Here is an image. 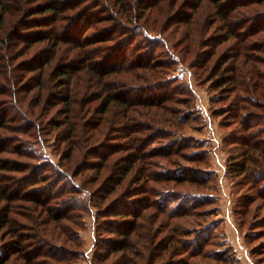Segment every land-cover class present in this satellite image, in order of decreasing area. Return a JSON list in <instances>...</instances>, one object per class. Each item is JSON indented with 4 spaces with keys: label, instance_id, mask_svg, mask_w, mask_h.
Here are the masks:
<instances>
[{
    "label": "trees",
    "instance_id": "obj_1",
    "mask_svg": "<svg viewBox=\"0 0 264 264\" xmlns=\"http://www.w3.org/2000/svg\"><path fill=\"white\" fill-rule=\"evenodd\" d=\"M157 48L165 58L155 56ZM179 62L217 91L213 100L222 104L214 114L232 128L225 144L236 145L229 170L264 198V0H0V95L14 98L32 133L52 123L67 147L60 161L44 160L56 178L33 195L29 184L12 186L53 174L29 178L23 158L34 150L0 141V264H72L80 242L67 221L91 208L95 264H196L190 259L210 243L209 228L172 219L201 212L209 200L173 206L180 196L158 184L205 175L185 165L156 169L163 153L192 146L183 129L193 94L172 74ZM55 108L59 120H51ZM1 113L0 140H11L10 117ZM159 140L163 146H152ZM196 153L184 157L203 170L206 152ZM19 205L27 223L15 215Z\"/></svg>",
    "mask_w": 264,
    "mask_h": 264
},
{
    "label": "rangeland",
    "instance_id": "obj_2",
    "mask_svg": "<svg viewBox=\"0 0 264 264\" xmlns=\"http://www.w3.org/2000/svg\"><path fill=\"white\" fill-rule=\"evenodd\" d=\"M101 24L108 25L109 23ZM171 29H173L172 26L169 27V31ZM141 37L142 34L137 35V39H141ZM164 48L167 50L166 47ZM155 56L165 58L162 48H157ZM172 74L181 77L192 88L193 98L190 103V111L194 117H190L183 129L184 134L192 138V146L182 151L181 154L166 155L167 153H163L157 157L161 162V166L156 167V169L161 172L165 170L173 171L176 166L185 165L190 168L192 173H199V176L205 175L202 177L203 180L198 182L189 180L179 184L175 181H166L158 184L163 193H175L180 196V201L177 199L170 200V204L173 206L183 207L187 204L184 200L191 199L193 201L197 197L209 200L205 201L200 207L201 212L197 211L180 219H172L173 222L191 230H196L203 226L209 228L210 243L205 246V251L202 255L190 260L196 264H264V198L257 194L256 187H252V184L245 181L243 176L232 175L229 170V158L232 156V150L236 145L225 144L226 136L232 133V128L223 125V116L214 114L213 108L222 104L213 100L217 91L211 89L208 83L199 81L193 73V69L181 62L178 63L175 70H172ZM178 84L180 82H175L170 87L175 89ZM32 94L28 97L31 99V105L38 106L36 96L34 97V93ZM0 98L5 100L2 101L0 112H2V115L7 114L10 117L8 122L12 128L5 135L6 138L12 139L7 141L1 139L0 141L8 142L15 147L24 144L34 150L35 155L39 153L42 158L32 154L28 158H23L31 164V171L27 173L29 178L41 172L49 175L53 174L44 182L31 184L29 181L25 182V185H21L20 181L18 184L13 185L12 188L22 189L27 186L26 184H29L33 195L42 194L45 192L46 187L50 185L52 177L56 178V174L53 173L54 169L47 167L44 160L49 158L56 162L60 161L63 150L67 149L66 143L59 144L57 138L62 136L59 133V129L53 128L52 123H45L43 129H41V134L32 133L33 129H29V122L21 119V111L18 112L19 108L13 107L17 104L14 98L5 95H0ZM172 105L183 108V105L178 103H172ZM56 110L58 108H55L50 116L51 120L62 118L60 112L58 113ZM113 120V126H115L113 128L120 127V124L114 118ZM114 132L119 134V131ZM112 140L121 144L127 142L126 138ZM159 144L163 146L160 140L155 141L152 146H159ZM195 152H197L196 154L206 152L208 163L205 169L200 170L198 167H191V165L196 166L195 163L188 161L184 157L185 154H195ZM7 156L16 157V154H8ZM81 201L79 199L77 204L80 205ZM25 206L19 205L18 213H15V215L21 222L27 223V218L23 215L28 212ZM93 210L91 208L86 215L81 213V211L74 212L76 221L70 223L67 221V224H70L75 231L73 236L80 242L78 246L79 256L73 260L72 264L74 262L75 264H95L94 254L97 250V229ZM193 235L194 233L190 237ZM101 236H107V233L103 231ZM2 245L3 241L0 239V248H2ZM184 256L186 257V255ZM16 260V264L22 263L20 258H16Z\"/></svg>",
    "mask_w": 264,
    "mask_h": 264
}]
</instances>
